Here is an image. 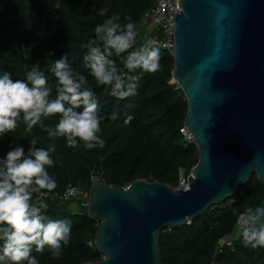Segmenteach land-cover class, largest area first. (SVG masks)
Returning a JSON list of instances; mask_svg holds the SVG:
<instances>
[{
    "label": "trees",
    "instance_id": "trees-1",
    "mask_svg": "<svg viewBox=\"0 0 264 264\" xmlns=\"http://www.w3.org/2000/svg\"><path fill=\"white\" fill-rule=\"evenodd\" d=\"M156 0H0V74L11 73L12 79H25L26 72L38 66L48 77L55 98L57 81L51 72L54 60L67 56L74 70L83 73L89 88L99 102L103 148H84L81 142L76 149L66 147L63 137H49L40 126L27 132L23 120L15 132L0 138V157L5 156L13 140L25 152L30 139H37V147L55 146L50 155L55 167H47L58 187L52 192L42 190L34 194L48 204L46 214L51 219L71 221V238L62 248L59 258H52L45 248L43 253L33 251L39 264H80L97 262L102 254L94 245L99 220L84 203L86 197L62 200L54 193L67 184L88 191L93 177H104L111 186H123L136 178L159 180L176 186L180 177H186L197 161L198 149L194 140L188 141L180 127L184 124L187 99L182 88L173 81L174 58L159 44L164 33L153 27L140 36L139 23L144 12ZM108 12L101 16L99 10ZM113 14H119L120 23L135 24L139 33L132 50L146 39H154L161 50V71L129 73L124 65L127 52L111 57L116 61L122 76L140 74L137 94L125 100L110 95L107 86H98L83 56L85 45L95 39V27ZM52 51L54 55L49 56ZM118 113L119 119L107 117ZM133 117L130 124L123 121ZM59 115L44 121L55 127ZM45 193H47L45 195ZM264 184L253 171L248 180L225 199L211 204L202 212L180 225H168L157 231V249L160 264H264V247H245L241 226L237 220L248 209L260 207ZM75 205V206H74ZM238 229V231H236ZM10 264V262H9Z\"/></svg>",
    "mask_w": 264,
    "mask_h": 264
},
{
    "label": "water",
    "instance_id": "water-1",
    "mask_svg": "<svg viewBox=\"0 0 264 264\" xmlns=\"http://www.w3.org/2000/svg\"><path fill=\"white\" fill-rule=\"evenodd\" d=\"M177 6L172 79L187 99L184 124L197 161L186 187L143 178L111 186L93 178L87 206L99 220L94 245L102 258L80 264H160L157 231L225 199L253 171L264 184V0ZM256 209H264V196Z\"/></svg>",
    "mask_w": 264,
    "mask_h": 264
},
{
    "label": "clouds",
    "instance_id": "clouds-1",
    "mask_svg": "<svg viewBox=\"0 0 264 264\" xmlns=\"http://www.w3.org/2000/svg\"><path fill=\"white\" fill-rule=\"evenodd\" d=\"M107 12L102 7L99 15ZM120 19L119 14H113L95 27V39L85 45L83 60L98 86H107L111 96L125 100L137 94L140 74L122 76L111 58L113 54L128 53L124 65L129 73L137 69L141 73L161 71L162 54L151 38L132 50L139 33L130 18H126L129 19L126 24H121ZM51 72L57 81L55 98H51L48 77L38 66L28 70L25 79L13 80L7 71L0 74V138L15 132L22 119L27 132L39 125L49 137L65 138L68 148L76 149L81 142L87 150L103 148L106 141L99 134L105 117L100 114L93 89L86 86L87 77L73 69L66 55L54 60ZM56 115L60 119L54 128L45 125L46 119ZM107 119L116 121L119 114L111 113ZM132 119L127 115L123 123L130 124ZM15 144L13 140L10 150L0 157V264H39L33 251L43 253L47 247L52 258L60 257L63 246L70 242L71 221L51 219L46 214L48 204L34 199V194L42 190L52 192L58 187L46 168L55 167L50 155L55 146L37 147L38 141L33 138L25 152L22 145L12 146ZM262 218L264 209H248V217L238 224L245 247H264Z\"/></svg>",
    "mask_w": 264,
    "mask_h": 264
},
{
    "label": "built area",
    "instance_id": "built-area-1",
    "mask_svg": "<svg viewBox=\"0 0 264 264\" xmlns=\"http://www.w3.org/2000/svg\"><path fill=\"white\" fill-rule=\"evenodd\" d=\"M178 0H156L155 3L147 9L143 14V19L146 21H151L154 24V27H159L164 33V37L159 40V44L162 47L168 49L171 54L173 53L174 46V18L175 12H178L180 7L177 6ZM180 131L183 133L184 137L190 141L194 140L192 133L189 131L187 126L183 124L180 127ZM180 177L178 183L180 185L187 184V178L182 176V169H180ZM96 178V177H93ZM47 193H45L46 195ZM55 196L59 197L62 200L69 199L71 197H86L85 204L88 205V191L79 189L74 184H67L64 189L59 193H54Z\"/></svg>",
    "mask_w": 264,
    "mask_h": 264
},
{
    "label": "rangeland",
    "instance_id": "rangeland-1",
    "mask_svg": "<svg viewBox=\"0 0 264 264\" xmlns=\"http://www.w3.org/2000/svg\"><path fill=\"white\" fill-rule=\"evenodd\" d=\"M139 27H140V31H139L140 36H142L143 35L142 31L146 32V31L150 30L151 28L154 27V24L151 21H146V20L142 19L141 22L139 23ZM236 231H238V229Z\"/></svg>",
    "mask_w": 264,
    "mask_h": 264
}]
</instances>
